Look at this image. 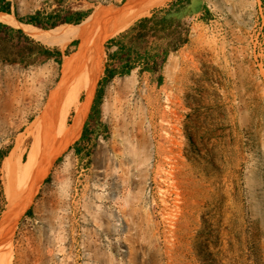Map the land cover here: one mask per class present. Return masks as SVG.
<instances>
[{
  "label": "rangeland",
  "instance_id": "rangeland-1",
  "mask_svg": "<svg viewBox=\"0 0 264 264\" xmlns=\"http://www.w3.org/2000/svg\"><path fill=\"white\" fill-rule=\"evenodd\" d=\"M7 1L19 21L60 25L127 0ZM177 1L104 35L90 74L95 90L117 49L110 39L144 17L162 19ZM182 1L181 24H156L153 40L159 49L179 37L186 43L158 72L138 67L101 84L104 97L96 109L90 102L81 128L57 152L42 147L35 168L44 158L46 168L10 211L0 264H264V0ZM74 41L64 50L44 46L63 51V62ZM26 60L0 63V153L20 140L23 161L62 65L40 54ZM90 95L83 90L77 107ZM38 126L44 143L56 140ZM1 181L4 189L2 172ZM7 203L0 199V220Z\"/></svg>",
  "mask_w": 264,
  "mask_h": 264
},
{
  "label": "bare ground",
  "instance_id": "bare-ground-1",
  "mask_svg": "<svg viewBox=\"0 0 264 264\" xmlns=\"http://www.w3.org/2000/svg\"><path fill=\"white\" fill-rule=\"evenodd\" d=\"M165 1L168 0H127L123 6L112 12H109L108 7L101 6L80 23H64L51 29H43L33 24L23 23L16 18L15 14L0 11L1 23L21 28L29 37L48 47H58L64 50L74 40L80 41L75 52L65 55L60 69L59 89L50 92L47 107L34 120L32 130L28 131L29 136L33 138V143L27 160L23 161V145L18 140L9 155L2 161L1 172L8 203L7 210L0 220V235L9 222L10 211L18 200L25 198L26 193L36 184L39 174H42L41 171L46 168L43 169L42 167L45 164L46 158L44 157L43 163L41 162V173L39 169L35 168L41 149L59 151L63 141L71 137L73 132L80 129L84 123L95 91L94 80L90 74L93 72L94 60L99 57L98 43L105 34H118L145 16L152 5L161 4ZM101 8H106L108 11ZM97 32H99L98 35H96ZM83 90H87L91 95L87 104L82 103L77 107L79 95ZM60 91L62 93H58ZM74 107L76 114L70 127H67L64 120ZM38 125H43L48 129L45 132L47 138L53 136L56 140L44 143L40 136L41 132H35L36 128L39 127ZM1 251L0 256L4 252Z\"/></svg>",
  "mask_w": 264,
  "mask_h": 264
},
{
  "label": "trees",
  "instance_id": "trees-1",
  "mask_svg": "<svg viewBox=\"0 0 264 264\" xmlns=\"http://www.w3.org/2000/svg\"><path fill=\"white\" fill-rule=\"evenodd\" d=\"M178 2L183 3L182 0L172 3L169 9L164 10V15L159 19L158 14H154L151 17H144L140 19L133 27L127 32L119 34V36L110 39V45L115 46L112 53H108V62L105 68V76L102 78V84H106L113 80L117 76L130 75L136 68L140 67L141 71L158 72L163 63L166 61L170 51L177 50L182 44L186 43V39L179 37V43L166 47L165 49H159L154 45V38L156 37L155 25H177L181 24V20L184 17L182 13L181 5ZM0 11L11 12L10 1L0 0ZM88 16V12H76L73 15L66 16L62 19V23H80L85 17ZM24 23L33 24L40 28H54L58 26V21H52L50 17L46 19V24L39 19V17H30L28 19L21 20ZM2 29H13L9 25L0 23ZM19 33L23 34L22 30H18ZM175 42V41H174ZM148 43V44H146ZM77 44V41H74ZM145 44V45H144ZM43 52L47 55V58H56L58 63H62L63 51L56 50L52 51L42 45ZM69 54L68 50L65 52ZM118 63V65H116ZM102 100L100 95L94 104L96 109ZM89 136L87 132V125L83 129L82 140L87 139ZM77 154L82 151L78 147L75 149ZM6 156L3 152L0 153V199H5V193L1 181V162Z\"/></svg>",
  "mask_w": 264,
  "mask_h": 264
},
{
  "label": "crops",
  "instance_id": "crops-1",
  "mask_svg": "<svg viewBox=\"0 0 264 264\" xmlns=\"http://www.w3.org/2000/svg\"><path fill=\"white\" fill-rule=\"evenodd\" d=\"M11 28L13 29L7 30L0 28V63H28L26 57L34 56L35 54H40L47 58V55L43 52L41 43L26 34L19 33L18 29ZM101 80L99 81L100 85L95 90L91 108L92 106L94 107L95 101L100 95H102V99L104 97Z\"/></svg>",
  "mask_w": 264,
  "mask_h": 264
},
{
  "label": "water",
  "instance_id": "water-1",
  "mask_svg": "<svg viewBox=\"0 0 264 264\" xmlns=\"http://www.w3.org/2000/svg\"><path fill=\"white\" fill-rule=\"evenodd\" d=\"M64 24V23H63Z\"/></svg>",
  "mask_w": 264,
  "mask_h": 264
}]
</instances>
